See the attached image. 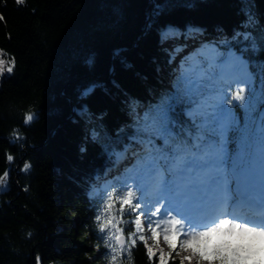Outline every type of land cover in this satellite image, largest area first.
Segmentation results:
<instances>
[{"label":"trees","instance_id":"16d2710c","mask_svg":"<svg viewBox=\"0 0 264 264\" xmlns=\"http://www.w3.org/2000/svg\"><path fill=\"white\" fill-rule=\"evenodd\" d=\"M0 15V49L15 58L13 72L0 77V175L9 172L0 186V264H107V232L95 218L108 192L125 190L123 168L134 161L132 148L118 159L105 147L121 152L116 133L132 124V102L152 103L174 81L163 46L184 43L198 28L223 35L222 49L227 41L249 48L250 63L264 61V0H0ZM167 28L180 33L166 40ZM29 111L34 119L26 125ZM108 178L107 189L92 194ZM131 219L125 211L123 221ZM119 226L126 235L134 227ZM131 258L153 264L139 241ZM128 259L125 252L119 264Z\"/></svg>","mask_w":264,"mask_h":264},{"label":"snow or ice","instance_id":"6c2138e0","mask_svg":"<svg viewBox=\"0 0 264 264\" xmlns=\"http://www.w3.org/2000/svg\"><path fill=\"white\" fill-rule=\"evenodd\" d=\"M172 31L162 32V38ZM224 43L223 52L186 57L154 102L133 101L132 124L116 133L123 150L105 147L118 159H128L132 148L134 161L124 169L125 190L118 197L108 192L96 216L100 232H107L106 256L113 264L125 252L130 258L138 241L153 264H170L181 249L187 255L180 264H200V252L188 247L193 241L211 240L222 231H235L241 239L264 237V61L250 63L249 48ZM249 47L256 50L254 39ZM95 87H87L83 96ZM125 211L130 221H123ZM120 223L134 227L126 235Z\"/></svg>","mask_w":264,"mask_h":264},{"label":"clouds","instance_id":"9594fccd","mask_svg":"<svg viewBox=\"0 0 264 264\" xmlns=\"http://www.w3.org/2000/svg\"><path fill=\"white\" fill-rule=\"evenodd\" d=\"M26 3V0H16L17 5H23ZM7 53L3 49H0V77L3 76L5 72L11 74L15 66L14 60H8L5 57ZM11 69V71H10ZM34 116V113L29 111L25 113V124H30L32 119L29 117ZM12 136L16 139H21L18 129H14ZM14 160L12 154H7V162L11 163ZM31 167L29 162H25L21 171L27 172ZM7 182V172L0 175V186H4ZM27 190V189H25ZM115 196L120 194L117 191L113 190ZM96 219V218H95ZM98 230L100 231L99 224L97 225ZM28 236H31V233H28ZM251 234H244L243 238H239L238 234L234 231L231 235H225L223 231L221 233H214L211 240H206L202 238L200 241L191 242L188 247L194 249V251H199L200 256L203 258L200 260V264H211L215 261L217 264H261L264 261V237H255L250 239ZM172 242L175 243V237L173 236ZM222 241H227L228 243H223ZM105 246L110 247L107 243V238L105 240ZM187 253L181 249L177 253V258L180 261H184ZM105 260L107 264H113L112 257L106 256ZM115 264H119L118 257ZM125 264H134L133 259L130 257Z\"/></svg>","mask_w":264,"mask_h":264},{"label":"rangeland","instance_id":"374dc122","mask_svg":"<svg viewBox=\"0 0 264 264\" xmlns=\"http://www.w3.org/2000/svg\"><path fill=\"white\" fill-rule=\"evenodd\" d=\"M168 29L169 28H167L166 30H165V32L166 31H168ZM173 31L171 32V33H169V35L166 37V38H164V39H166V40H168L169 38H172V37H177L178 35H179V31L177 30V29H175V28H171ZM200 31L203 33V31L201 30V29H190V30H188L187 31V37L188 36H190L192 33H194L195 35H200L199 33H200ZM199 37V36H198ZM207 37V42L206 41H204V42H202L200 45H195V46H193V47H198V51L199 52H205V53H207V54H209V55H211V54H213L214 53V51H220V52H223V51H225V49H222V47H219L218 46V44L220 43V42H222V41H224L225 40V37L223 36V35H219V36H217V37H210V36H206ZM203 40H205V39H203ZM168 43L169 44H171V45H173L174 46V48H176V51H177V49H179V50H181L182 49V47L183 46H180V45H175V44H179V43H176V42H171L170 40L168 41ZM163 45H164V41H163V43H162ZM166 50H168V52H169V54H170V56H171V64H175V66L174 65H172L173 67V70H172V75H169V76H167V79L169 80V82L170 81H172V79H173V76H175L176 74H178V71H179V66H180V64H179V61L178 62H175L176 60H175V51L174 50H169L168 49V46L165 44L164 46H163ZM239 54V53H238ZM180 56V55H179ZM6 58V57H5ZM186 58V55L184 56V59ZM7 59V58H6ZM7 72H5V74H6ZM136 101V100H135ZM140 103V102H139ZM137 110H139V109H137ZM132 115V114H131ZM103 180H105V179H103ZM103 180H100L94 187H93V189H92V194H95V193H97V192H99L100 190L102 191L103 189H107V187L110 185V181H109V183L108 184H106V185H101V183H102V181ZM98 188V189H97ZM143 210V209H142ZM143 219V218H142ZM146 226V225H145ZM149 243L151 244L152 243V241H149ZM161 246H163V245H161ZM94 248L96 249V250H98V247L97 246H94ZM171 261H177V262H179V264H180V259L179 258H177V255L175 254V253H173V259L171 260ZM185 264H187V262H185Z\"/></svg>","mask_w":264,"mask_h":264},{"label":"bare ground","instance_id":"6f19581e","mask_svg":"<svg viewBox=\"0 0 264 264\" xmlns=\"http://www.w3.org/2000/svg\"><path fill=\"white\" fill-rule=\"evenodd\" d=\"M200 35H195L194 33H192L190 36H188L185 40L184 43L182 44H175V45H180V46H183L181 50L179 51H176V48H174L173 45H171V48H169V50H174L176 53H175V62H178L179 61V64L184 60V56L186 55V57L194 54V53H197L199 52L198 51V47H193L195 45H200L202 42L204 41H208L207 40V37L205 34H203L201 31L199 33ZM187 35V33H186ZM199 36V37H198ZM205 39V40H203ZM180 55V56H179ZM172 60V59H171ZM175 64H171V66ZM173 67V66H172ZM173 70V68H172ZM110 181V179H105L102 181L101 185H106L108 184Z\"/></svg>","mask_w":264,"mask_h":264}]
</instances>
